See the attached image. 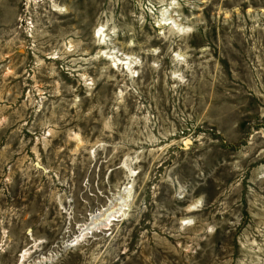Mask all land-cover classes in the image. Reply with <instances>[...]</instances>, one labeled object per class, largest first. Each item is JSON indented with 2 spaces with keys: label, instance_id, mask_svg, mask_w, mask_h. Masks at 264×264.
Listing matches in <instances>:
<instances>
[{
  "label": "rangeland",
  "instance_id": "rangeland-1",
  "mask_svg": "<svg viewBox=\"0 0 264 264\" xmlns=\"http://www.w3.org/2000/svg\"><path fill=\"white\" fill-rule=\"evenodd\" d=\"M0 264H264V0H0Z\"/></svg>",
  "mask_w": 264,
  "mask_h": 264
},
{
  "label": "bare ground",
  "instance_id": "bare-ground-1",
  "mask_svg": "<svg viewBox=\"0 0 264 264\" xmlns=\"http://www.w3.org/2000/svg\"><path fill=\"white\" fill-rule=\"evenodd\" d=\"M84 235V234H83ZM83 237V236H82ZM77 239V242H75V243H73L74 245H77V244H79V242L81 241V239H80V235H78V237L76 238ZM73 245V246H74Z\"/></svg>",
  "mask_w": 264,
  "mask_h": 264
}]
</instances>
